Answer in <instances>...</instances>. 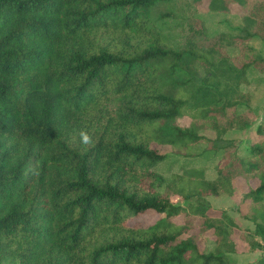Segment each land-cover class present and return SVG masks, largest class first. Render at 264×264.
Returning a JSON list of instances; mask_svg holds the SVG:
<instances>
[{
    "label": "trees",
    "instance_id": "16d2710c",
    "mask_svg": "<svg viewBox=\"0 0 264 264\" xmlns=\"http://www.w3.org/2000/svg\"><path fill=\"white\" fill-rule=\"evenodd\" d=\"M176 1L0 0V264H228L225 222L189 198L232 194L236 177L256 181L242 216L254 225L250 245L263 252L253 264H264V106L256 142L226 136L247 71L264 72V55L249 42L264 43V2L235 36L208 37L203 19L190 16L175 47L161 8ZM247 1L209 0L208 8ZM223 41L239 54L226 57ZM217 71L233 82L223 91ZM153 143L181 156L203 143L222 155L210 178L191 170L166 181L155 166L169 155ZM173 194L203 223H192ZM146 212L157 219L131 220ZM208 232L216 250L205 253L198 240Z\"/></svg>",
    "mask_w": 264,
    "mask_h": 264
},
{
    "label": "rangeland",
    "instance_id": "374dc122",
    "mask_svg": "<svg viewBox=\"0 0 264 264\" xmlns=\"http://www.w3.org/2000/svg\"><path fill=\"white\" fill-rule=\"evenodd\" d=\"M260 0H248L244 6L238 4H231L228 12H216L211 11L208 8L209 0H202L199 4H193L190 0H178L175 3L162 6L163 11H169V15L165 18L163 26L169 42L179 47L184 41L188 32V18L194 15L198 19H203L205 25L203 26L204 34L211 38H217L219 34H229L235 36L237 29L243 25V16L247 15L254 4ZM264 2V0H263ZM192 22V20H190ZM196 24L197 23H194ZM198 26V24H197ZM250 44L264 55V43L257 36L251 39ZM224 46V54L229 59L239 54V45L234 41L227 43L222 42ZM196 68L198 73L203 75L204 66L197 64ZM258 70V69H257ZM252 69L247 71V80L240 85L242 93L245 95L242 98V104L238 105L237 117L233 120V124L226 133L228 138L237 139V141L250 138L252 142H256L259 138L256 136L255 128L261 120V109L264 106V72ZM220 71H217V75L214 79L215 82H221V90L223 91L227 85L232 84V81H226L220 76ZM180 75V74H177ZM189 117L182 116L177 119L180 125L186 126L189 123ZM251 122V126H247L246 123ZM200 134L205 136H214V130L211 128H204L199 131ZM244 145V144H243ZM241 145V148L243 147ZM205 144L201 143L195 146V151L192 156H181L174 154L172 148L169 145H160L153 143L152 147L159 153L168 154L169 157L163 162L158 163L155 166V170L162 174L166 181H170L172 175L175 173L187 174L191 170H198L202 172V178H210L216 173L215 166L221 159L222 152L208 154L204 152ZM193 148V147H192ZM191 148V149H192ZM242 153V151H241ZM195 179H198L197 176ZM234 190L230 194L227 192H221L217 195L202 194L198 196L195 194L189 198V201L196 205L198 202L206 201L207 205L213 207V212L209 213L210 217H219L221 221L225 222L226 229L228 231V237L226 241H229V246H222V249L229 247L230 251H225V260L228 264H253L263 252L255 250L250 245V241L253 239L254 225L248 219L242 215L246 212V204L243 201L244 193L251 187L256 185L255 180L246 181L244 178L236 177L233 181ZM163 190V187L160 188ZM185 192H189L188 188H185ZM171 201L175 204H183L186 207L188 217L192 223H203L204 216L199 215L191 211V208L187 206L186 201L182 199V195H171ZM158 215L154 212H146L131 218L133 222L152 223L157 219ZM181 217H178L179 220ZM198 220V221H197ZM194 224V225H195ZM197 226H194V228ZM197 229V228H196ZM195 229V230H196ZM206 239L200 238L198 240L199 249L202 252L208 253L215 251V244L213 243L214 236L211 232H208ZM231 247V248H230Z\"/></svg>",
    "mask_w": 264,
    "mask_h": 264
},
{
    "label": "clouds",
    "instance_id": "9594fccd",
    "mask_svg": "<svg viewBox=\"0 0 264 264\" xmlns=\"http://www.w3.org/2000/svg\"><path fill=\"white\" fill-rule=\"evenodd\" d=\"M80 138H81V142L84 145L91 146L93 144V141H92L91 137L85 132H81L80 133Z\"/></svg>",
    "mask_w": 264,
    "mask_h": 264
}]
</instances>
